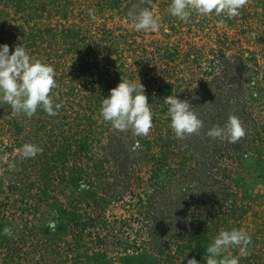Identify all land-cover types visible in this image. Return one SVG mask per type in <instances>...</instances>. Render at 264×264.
<instances>
[{
  "label": "rangeland",
  "instance_id": "1",
  "mask_svg": "<svg viewBox=\"0 0 264 264\" xmlns=\"http://www.w3.org/2000/svg\"><path fill=\"white\" fill-rule=\"evenodd\" d=\"M170 3L0 0V44L51 64L62 105L28 117L0 102V264H206L212 239L234 227L252 238L240 264H264V0L189 22ZM134 5L154 9L160 30L137 31ZM122 78L145 86L147 136L100 115ZM168 95L193 106L198 133L175 136ZM230 115L243 137L206 135ZM29 143L42 151L24 157Z\"/></svg>",
  "mask_w": 264,
  "mask_h": 264
},
{
  "label": "clouds",
  "instance_id": "2",
  "mask_svg": "<svg viewBox=\"0 0 264 264\" xmlns=\"http://www.w3.org/2000/svg\"><path fill=\"white\" fill-rule=\"evenodd\" d=\"M246 0H171L170 15L181 21L189 22L195 12L197 15L235 17L240 14ZM89 15L95 19L93 10ZM137 31L157 32L161 27V18L150 7L136 5L128 13ZM167 30V29H166ZM57 73L54 67L32 56L31 50L24 44L15 46L10 52L8 44H0V102L10 105L16 113L28 117L34 116L38 110H43L49 116H56L62 105L53 99V89L56 87ZM168 105L167 115L170 117V127L178 139L198 133L204 126L193 106L178 96L164 97ZM100 115L110 122L114 129L125 131L132 129L137 137L147 136L153 127L154 113L148 101L145 86L140 79L122 78L117 87L110 90L108 97L101 102ZM245 129L240 119L230 115L226 124H216L206 135L230 143H235L245 135ZM137 141L134 149L138 146ZM24 157H34L42 149L36 144H25L20 149ZM13 168L14 164H9ZM251 236L244 228L223 229L212 239L206 252V264H240L241 257L248 255ZM239 249L234 255L232 250ZM187 264H199L195 259H189Z\"/></svg>",
  "mask_w": 264,
  "mask_h": 264
}]
</instances>
